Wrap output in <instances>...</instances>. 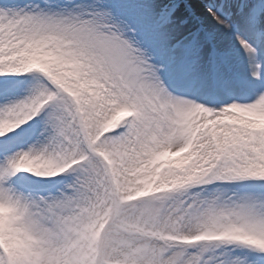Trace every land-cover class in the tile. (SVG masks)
<instances>
[{
	"label": "snow or ice",
	"instance_id": "6c2138e0",
	"mask_svg": "<svg viewBox=\"0 0 264 264\" xmlns=\"http://www.w3.org/2000/svg\"><path fill=\"white\" fill-rule=\"evenodd\" d=\"M0 264H264V0H0Z\"/></svg>",
	"mask_w": 264,
	"mask_h": 264
}]
</instances>
